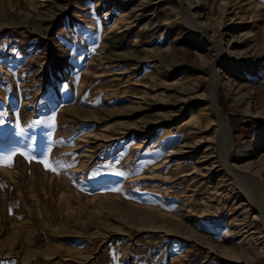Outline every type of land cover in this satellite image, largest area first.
I'll return each instance as SVG.
<instances>
[{
    "label": "rangeland",
    "instance_id": "obj_1",
    "mask_svg": "<svg viewBox=\"0 0 264 264\" xmlns=\"http://www.w3.org/2000/svg\"><path fill=\"white\" fill-rule=\"evenodd\" d=\"M0 119V264H264V0H0Z\"/></svg>",
    "mask_w": 264,
    "mask_h": 264
},
{
    "label": "bare ground",
    "instance_id": "obj_2",
    "mask_svg": "<svg viewBox=\"0 0 264 264\" xmlns=\"http://www.w3.org/2000/svg\"><path fill=\"white\" fill-rule=\"evenodd\" d=\"M189 24V23H188ZM192 24V23H191ZM194 27V26H193ZM228 67H231L232 65L231 64H226ZM225 69V68H224ZM214 84V83H213ZM213 86V85H212ZM215 87V86H214ZM213 87V88H214ZM211 107L214 109V111L216 112V114L219 116V118H220V122L222 123V126L220 127V137L221 138H223V139H225V140H228V142H229V139H228V137H229V133H230V128H229V124H228V122H227V118H226V115H224L220 110H219V108L217 107V105H216V103H215V101H214V99L212 98V103H211ZM185 129H189L188 128V126L186 125V127H184ZM222 141V140H221ZM220 142V141H219ZM222 143V142H221ZM227 145V144H226ZM230 144L227 146V148H225V149H223V156H224V159L228 156V154H229V149H230ZM223 148V147H222ZM221 150V149H220ZM245 153V152H244ZM246 154V153H245ZM222 155H220L221 157H222ZM223 159V158H222ZM223 159V160H224ZM226 167H227V165H226ZM235 174V173H234ZM237 174V173H236ZM241 175V174H240ZM240 175H238L239 176V178H240ZM238 178V177H237ZM248 194H251V193H248ZM247 194V195H248ZM252 196V195H251ZM249 197H250V195H249ZM252 198V197H251ZM253 200V199H252Z\"/></svg>",
    "mask_w": 264,
    "mask_h": 264
},
{
    "label": "snow or ice",
    "instance_id": "obj_3",
    "mask_svg": "<svg viewBox=\"0 0 264 264\" xmlns=\"http://www.w3.org/2000/svg\"><path fill=\"white\" fill-rule=\"evenodd\" d=\"M3 122L4 121L2 119H0V124H2ZM11 160H12V157L9 156V157L4 158V160L0 161V162L5 163L6 166H8V167H11ZM41 163H43L45 165L46 169L51 170V171H55V168L52 167L47 161H41Z\"/></svg>",
    "mask_w": 264,
    "mask_h": 264
}]
</instances>
